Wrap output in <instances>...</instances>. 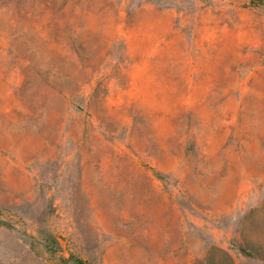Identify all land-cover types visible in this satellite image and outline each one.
<instances>
[{
	"label": "rangeland",
	"instance_id": "1",
	"mask_svg": "<svg viewBox=\"0 0 264 264\" xmlns=\"http://www.w3.org/2000/svg\"><path fill=\"white\" fill-rule=\"evenodd\" d=\"M0 0V264H264V3Z\"/></svg>",
	"mask_w": 264,
	"mask_h": 264
},
{
	"label": "trees",
	"instance_id": "2",
	"mask_svg": "<svg viewBox=\"0 0 264 264\" xmlns=\"http://www.w3.org/2000/svg\"><path fill=\"white\" fill-rule=\"evenodd\" d=\"M249 3L251 5H260L264 3V0H250ZM70 259L72 260L73 264H88V262L82 258L70 256Z\"/></svg>",
	"mask_w": 264,
	"mask_h": 264
}]
</instances>
